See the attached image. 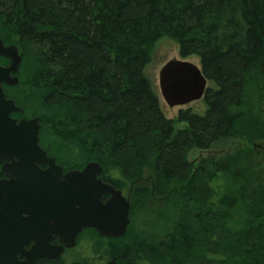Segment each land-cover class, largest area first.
I'll return each instance as SVG.
<instances>
[{
    "label": "trees",
    "instance_id": "trees-1",
    "mask_svg": "<svg viewBox=\"0 0 264 264\" xmlns=\"http://www.w3.org/2000/svg\"><path fill=\"white\" fill-rule=\"evenodd\" d=\"M0 38L42 148L131 204L123 238L90 229L37 264H264V0H0ZM163 38L200 59L203 115H164L146 75Z\"/></svg>",
    "mask_w": 264,
    "mask_h": 264
},
{
    "label": "water",
    "instance_id": "water-1",
    "mask_svg": "<svg viewBox=\"0 0 264 264\" xmlns=\"http://www.w3.org/2000/svg\"><path fill=\"white\" fill-rule=\"evenodd\" d=\"M0 57L10 61L0 64V158L10 161L3 167L6 179L0 180V264L58 259L86 229L123 238L131 222L129 199L104 182L96 162L65 174L40 145L41 118L12 117L23 109L6 96L4 86L18 84L22 57L1 38ZM207 88L201 67L188 61L170 60L159 72L160 93L170 108L202 100ZM54 236L59 246L51 244Z\"/></svg>",
    "mask_w": 264,
    "mask_h": 264
},
{
    "label": "rangeland",
    "instance_id": "rangeland-1",
    "mask_svg": "<svg viewBox=\"0 0 264 264\" xmlns=\"http://www.w3.org/2000/svg\"><path fill=\"white\" fill-rule=\"evenodd\" d=\"M173 59L188 61L190 63L197 65L198 67H201L200 59L196 56H192V57H189L187 59H182L179 55L178 45L173 40H171L169 38H163L156 44V46L152 52L151 63L146 68V75L154 83V86L156 88V91H157V94H158V97L160 100L161 109H162L164 115L168 119L171 120V119L176 118L180 111L187 110V109L195 110L199 114L203 115L205 112V106L203 108V104L201 103V101L195 102L193 104L183 106V107L170 108L165 103V101L163 100L161 93H160V89H159V72L167 62H169L170 60H173ZM201 110H202V112H201ZM198 154H199V152H195L194 157H197Z\"/></svg>",
    "mask_w": 264,
    "mask_h": 264
},
{
    "label": "flooded vegetation",
    "instance_id": "flooded-vegetation-1",
    "mask_svg": "<svg viewBox=\"0 0 264 264\" xmlns=\"http://www.w3.org/2000/svg\"><path fill=\"white\" fill-rule=\"evenodd\" d=\"M2 58V57H1ZM5 59V58H4ZM7 60V59H6ZM9 61V60H8ZM10 64V61H9V63L8 64H6V65H3V66H7V65H9ZM2 65V64H1ZM12 117L13 118H16V119H18V120H20V119H22V118H26V117H24L23 116V113L22 114H12ZM29 119V118H28ZM46 151V150H45ZM47 152V151H46ZM48 153V152H47ZM49 155V154H48ZM50 156V155H49ZM50 157H52V156H50ZM54 158V157H53ZM56 160V159H55ZM6 163H10V161L9 160H3L2 158H0V180H4V179H6V175H5V173L3 172V167H4V165L6 164ZM56 163H57V161H56ZM58 164V163H57ZM58 165H60V164H58ZM61 166V165H60ZM63 167V166H62ZM42 169H46L47 167H41ZM63 169H64V167H63ZM82 170V169H81ZM69 171H66L65 169H64V173L66 174V173H68ZM88 230H90V229H88ZM87 229L86 230H84L81 234H79V236H78V238H77V244H76V246L74 247V248H70V249H64V252H63V254H62V256L60 257V258H58V259H49V260H56V261H59L63 256H65V254L68 252V251H75V250H78V248L80 247V245L82 246L84 243H83V239H84V237H85V235L87 234V231H88ZM51 244L52 245H56V246H59L60 245V242H59V239L57 238V237H55L54 236V238L52 239V241H51ZM33 245V243H29V244H27L26 246H25V248H26V250H29L30 248H31V246ZM84 246V245H83ZM18 258H19V260L20 261H23L24 260V258H22L21 256H18ZM40 260H42V259H40ZM40 260H38L37 262H35L34 264H37Z\"/></svg>",
    "mask_w": 264,
    "mask_h": 264
}]
</instances>
